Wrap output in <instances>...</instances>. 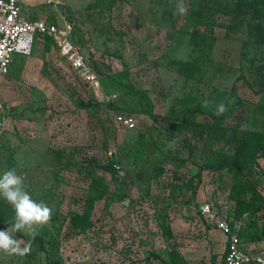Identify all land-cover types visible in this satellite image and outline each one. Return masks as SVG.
<instances>
[{
  "label": "rangeland",
  "instance_id": "rangeland-1",
  "mask_svg": "<svg viewBox=\"0 0 264 264\" xmlns=\"http://www.w3.org/2000/svg\"><path fill=\"white\" fill-rule=\"evenodd\" d=\"M22 13L70 26L98 81L47 33L0 78V176L14 169L51 209L34 235L14 234L30 251L0 250V264H216L226 240L198 206L235 227L239 202L264 197V0H47ZM14 223L0 196V230Z\"/></svg>",
  "mask_w": 264,
  "mask_h": 264
},
{
  "label": "built area",
  "instance_id": "built-area-1",
  "mask_svg": "<svg viewBox=\"0 0 264 264\" xmlns=\"http://www.w3.org/2000/svg\"><path fill=\"white\" fill-rule=\"evenodd\" d=\"M24 0H0V78L9 73L15 53L29 55L36 33H47L58 43L60 53L68 64L86 83H97L94 66L85 56L81 46L70 37V26L63 28L42 19L30 20L23 16L20 2ZM114 121L118 127L131 130L136 125L131 113H116ZM198 211L211 217L214 226L226 235L224 254L219 264H260L264 260V247L248 245L240 236L238 228L231 225L225 215H214L209 203H202ZM259 258V259H258Z\"/></svg>",
  "mask_w": 264,
  "mask_h": 264
},
{
  "label": "clouds",
  "instance_id": "clouds-1",
  "mask_svg": "<svg viewBox=\"0 0 264 264\" xmlns=\"http://www.w3.org/2000/svg\"><path fill=\"white\" fill-rule=\"evenodd\" d=\"M176 9L180 14L186 11L183 5H177ZM225 111V105L220 103L215 114L219 116ZM0 196L15 209V223L0 230V250L8 255L23 256L30 251V244L21 248V241L16 239L14 234L23 231L34 235L37 226H43L50 221L51 209L43 202L37 203L31 198L23 188V177L17 175L14 169L0 176ZM260 264H264V260H261Z\"/></svg>",
  "mask_w": 264,
  "mask_h": 264
},
{
  "label": "trees",
  "instance_id": "trees-1",
  "mask_svg": "<svg viewBox=\"0 0 264 264\" xmlns=\"http://www.w3.org/2000/svg\"><path fill=\"white\" fill-rule=\"evenodd\" d=\"M70 39H72V41H74V42H79L80 41L79 38L76 36V34H73ZM125 113L131 114V112H125ZM212 129L216 130L217 127L216 126H212ZM256 144H257L256 153L260 152V151H264V131H263V133H261V135L258 138ZM108 167H111V166L108 165L107 168ZM252 194H253V199H251L247 203L248 205L246 207H244V208L241 207L240 206L241 205L240 202L238 204L239 205L238 208H240L239 211L242 212V214L240 212L238 213L240 216L245 214V212L250 211L249 212L250 220H249L248 225H247L248 229H250L251 227H255V223L258 221V220L255 221V219L252 217L253 215L257 214L259 211L262 210V213H263L262 216H264V197H262L261 195L255 193L254 191H253ZM238 198H239V195L237 193L236 196H235V199H238ZM240 216H239V218H240ZM231 220L229 218V221H230L231 225L233 226L235 223L233 221H231ZM78 226L81 227V228H84V226L81 223H79V222H78ZM245 229H246V227H245ZM245 229H242L241 231L239 230V234H240L241 238L243 236H246L245 235V232H246ZM263 236H264V226L261 229L256 231V234L254 235L253 238L254 239H257V238L261 239V238H263Z\"/></svg>",
  "mask_w": 264,
  "mask_h": 264
},
{
  "label": "crops",
  "instance_id": "crops-1",
  "mask_svg": "<svg viewBox=\"0 0 264 264\" xmlns=\"http://www.w3.org/2000/svg\"><path fill=\"white\" fill-rule=\"evenodd\" d=\"M45 1H47V0H24V1H21L20 2V7H21V12H22V7H30V8H35V7H37V6H40V4H43ZM34 11V10H33ZM26 13H28V11L26 12ZM30 13V12H29ZM23 14V13H22ZM24 16V15H23ZM26 17V16H25ZM28 19H30V18H28ZM30 20H36V19H30ZM59 27H60V24H59ZM63 28V27H62ZM50 36V35H49ZM51 37L54 39V37L51 35ZM55 40V39H54ZM56 41V40H55ZM32 51H33V48H32ZM30 55V54H29ZM21 56H28V55H25V54H21V53H15L14 54V56H13V60H12V62H11V64L14 62V60H15V58H20ZM11 64H10V66H9V71H10V67H11ZM249 212L250 211H248L247 212V214H248V216H246V215H243V217L241 218V222L240 223H238V225L236 224L235 225V228H238V230H242V229H245V227H246V229H245V235L246 236H243L242 237V239L243 240H245L246 241V243L249 245V243H252V244H254V245H257V244H259L261 241H262V238L261 239H254L253 237H254V235L256 234V230L255 231H250L251 229H253L252 227L250 228V229H248V227H247V225H248V220H250V215H249ZM212 225L214 226V224L212 223ZM213 230H215V229H213V228H211L210 230H209V232L213 235V236H216V232H214ZM221 237V240H226L227 239V237H226V235H224L223 233H221V235H220ZM249 237V238H248ZM262 242H264V241H262ZM226 243V242H225ZM210 246V245H209ZM224 249H225V247H224ZM224 254V252L222 253V255ZM222 255L220 254L219 256H216V264H219V262H220V259H221V257H222Z\"/></svg>",
  "mask_w": 264,
  "mask_h": 264
}]
</instances>
